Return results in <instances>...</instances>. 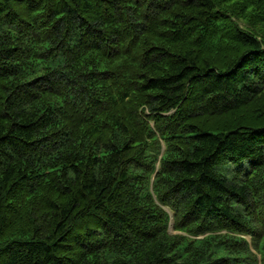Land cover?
I'll list each match as a JSON object with an SVG mask.
<instances>
[{
	"label": "trees",
	"instance_id": "1",
	"mask_svg": "<svg viewBox=\"0 0 264 264\" xmlns=\"http://www.w3.org/2000/svg\"><path fill=\"white\" fill-rule=\"evenodd\" d=\"M0 264H264V0H0Z\"/></svg>",
	"mask_w": 264,
	"mask_h": 264
},
{
	"label": "rangeland",
	"instance_id": "2",
	"mask_svg": "<svg viewBox=\"0 0 264 264\" xmlns=\"http://www.w3.org/2000/svg\"><path fill=\"white\" fill-rule=\"evenodd\" d=\"M220 170L223 171V172H225V171H226V166H222V167L220 168Z\"/></svg>",
	"mask_w": 264,
	"mask_h": 264
}]
</instances>
